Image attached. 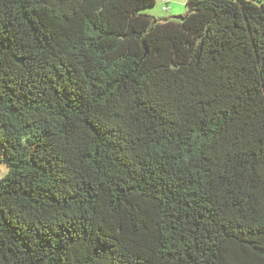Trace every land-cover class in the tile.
Instances as JSON below:
<instances>
[{"label":"trees","instance_id":"1","mask_svg":"<svg viewBox=\"0 0 264 264\" xmlns=\"http://www.w3.org/2000/svg\"><path fill=\"white\" fill-rule=\"evenodd\" d=\"M0 0V264H264V0Z\"/></svg>","mask_w":264,"mask_h":264},{"label":"rangeland","instance_id":"2","mask_svg":"<svg viewBox=\"0 0 264 264\" xmlns=\"http://www.w3.org/2000/svg\"><path fill=\"white\" fill-rule=\"evenodd\" d=\"M186 0H168V6L169 9L164 11L162 10V1L161 0H156L155 5L153 7H149L146 8L144 10H142V12H145L151 16H153L155 19H169V17L171 16V14H175V15H183L186 13L187 11V6L185 4ZM171 8H176L177 12L175 13L174 11L172 12L170 10ZM176 17H172L170 19L176 20ZM0 165H4L6 168V163L4 161L0 162ZM8 169V168H7ZM4 175L0 174V177H2Z\"/></svg>","mask_w":264,"mask_h":264},{"label":"built area","instance_id":"3","mask_svg":"<svg viewBox=\"0 0 264 264\" xmlns=\"http://www.w3.org/2000/svg\"><path fill=\"white\" fill-rule=\"evenodd\" d=\"M162 1V10L166 11L169 9L168 0H161Z\"/></svg>","mask_w":264,"mask_h":264},{"label":"clouds","instance_id":"4","mask_svg":"<svg viewBox=\"0 0 264 264\" xmlns=\"http://www.w3.org/2000/svg\"><path fill=\"white\" fill-rule=\"evenodd\" d=\"M8 172V169L4 165H0V174L6 175Z\"/></svg>","mask_w":264,"mask_h":264},{"label":"crops","instance_id":"5","mask_svg":"<svg viewBox=\"0 0 264 264\" xmlns=\"http://www.w3.org/2000/svg\"><path fill=\"white\" fill-rule=\"evenodd\" d=\"M170 10H171L172 12L174 11L175 13L177 12L176 8H175V10H174V8H171V7H170ZM175 16H178V15H175V14L172 13L171 16L169 17V19L172 18V17H175Z\"/></svg>","mask_w":264,"mask_h":264},{"label":"water","instance_id":"6","mask_svg":"<svg viewBox=\"0 0 264 264\" xmlns=\"http://www.w3.org/2000/svg\"><path fill=\"white\" fill-rule=\"evenodd\" d=\"M176 19H182V16H181V15H178V16L176 17Z\"/></svg>","mask_w":264,"mask_h":264}]
</instances>
